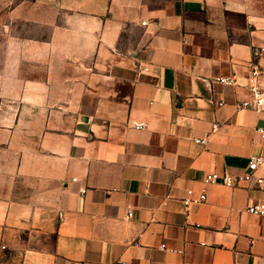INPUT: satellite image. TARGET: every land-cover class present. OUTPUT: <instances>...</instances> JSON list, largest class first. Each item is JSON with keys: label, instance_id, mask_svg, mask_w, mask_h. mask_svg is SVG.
<instances>
[{"label": "crops", "instance_id": "crops-1", "mask_svg": "<svg viewBox=\"0 0 264 264\" xmlns=\"http://www.w3.org/2000/svg\"><path fill=\"white\" fill-rule=\"evenodd\" d=\"M17 20L34 34L0 40V264H264V165L242 179L264 113L236 109L252 65L264 87V0H35Z\"/></svg>", "mask_w": 264, "mask_h": 264}, {"label": "built area", "instance_id": "built-area-1", "mask_svg": "<svg viewBox=\"0 0 264 264\" xmlns=\"http://www.w3.org/2000/svg\"><path fill=\"white\" fill-rule=\"evenodd\" d=\"M264 51V49H261V52ZM251 77H252V84L250 86L251 89V97L248 99L240 100L236 104L237 110H252L256 113H264V87H261L257 83V77L260 75V71L257 66L252 65L251 66ZM217 82L223 85L227 86H234L237 84V81L235 77H220L217 79ZM224 103L220 102L219 106H223ZM218 125H214V129H217ZM257 133L264 139V128H257ZM196 143L198 144H206V139H197ZM264 165V157L262 156H254L249 161L248 166V172L243 176L244 181H250L253 177L256 171ZM223 183L225 186L233 188L237 185V182L230 176L221 177L218 173L213 172L206 175L204 183L205 185L210 184H217V183ZM256 183L260 190L264 191V178H258L256 180ZM208 195L205 188H203L197 195L195 192L191 189L187 190L186 196L182 199V203L187 210V212L190 210V208L194 205H200L207 202ZM248 212L253 215H264V203L255 205L251 201H249L248 205ZM132 217V213H128V218ZM161 249H165V245H161ZM6 246L0 245V251H5ZM119 264H125V263H119Z\"/></svg>", "mask_w": 264, "mask_h": 264}, {"label": "rangeland", "instance_id": "rangeland-1", "mask_svg": "<svg viewBox=\"0 0 264 264\" xmlns=\"http://www.w3.org/2000/svg\"><path fill=\"white\" fill-rule=\"evenodd\" d=\"M35 0H0V40L11 32L23 31L28 35H33L34 30L23 28L21 21L17 17L29 11Z\"/></svg>", "mask_w": 264, "mask_h": 264}]
</instances>
